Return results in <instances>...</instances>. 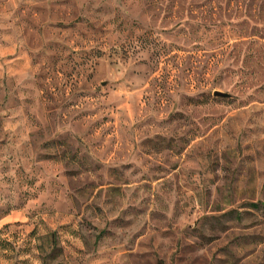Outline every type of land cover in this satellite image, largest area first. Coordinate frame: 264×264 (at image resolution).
Here are the masks:
<instances>
[{
  "label": "rangeland",
  "instance_id": "rangeland-1",
  "mask_svg": "<svg viewBox=\"0 0 264 264\" xmlns=\"http://www.w3.org/2000/svg\"><path fill=\"white\" fill-rule=\"evenodd\" d=\"M0 264H264V0H0Z\"/></svg>",
  "mask_w": 264,
  "mask_h": 264
},
{
  "label": "water",
  "instance_id": "water-1",
  "mask_svg": "<svg viewBox=\"0 0 264 264\" xmlns=\"http://www.w3.org/2000/svg\"><path fill=\"white\" fill-rule=\"evenodd\" d=\"M213 95H214V96H218V97H226V96H227L226 93H224V92H220V91H214V92H213Z\"/></svg>",
  "mask_w": 264,
  "mask_h": 264
}]
</instances>
